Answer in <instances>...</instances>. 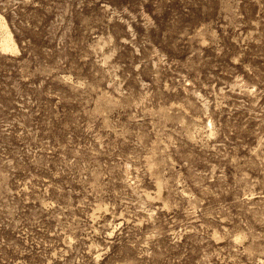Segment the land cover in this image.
<instances>
[{"label":"rangeland","instance_id":"1","mask_svg":"<svg viewBox=\"0 0 264 264\" xmlns=\"http://www.w3.org/2000/svg\"><path fill=\"white\" fill-rule=\"evenodd\" d=\"M0 23V264H264V0Z\"/></svg>","mask_w":264,"mask_h":264},{"label":"bare ground","instance_id":"2","mask_svg":"<svg viewBox=\"0 0 264 264\" xmlns=\"http://www.w3.org/2000/svg\"><path fill=\"white\" fill-rule=\"evenodd\" d=\"M2 22H4V21H2ZM5 23V22H4ZM1 24V23H0ZM5 25V24H4ZM3 25V26H4ZM2 26V27H3ZM5 27H7V25L5 26ZM3 29V28H2ZM7 29V28H6ZM6 29H3L4 30V32H5V30ZM3 30H2V32H3ZM9 29H7L6 30V34L8 33L7 31H8ZM9 34V33H8ZM5 35V34H4ZM3 37V36H2ZM12 38V37H11ZM10 37H8L7 35L5 36V38L2 40V41H0V49H7V52H8V49H10L11 51H12V49L11 48H13L12 47V41L11 40H13V39H11ZM14 41V40H13ZM15 43V42H14ZM16 45V44H15ZM14 46V45H13ZM2 47V48H1ZM4 51V50H3ZM14 51V50H13Z\"/></svg>","mask_w":264,"mask_h":264}]
</instances>
